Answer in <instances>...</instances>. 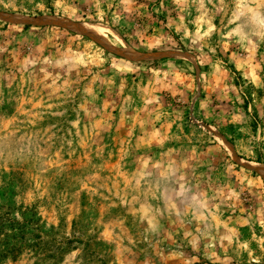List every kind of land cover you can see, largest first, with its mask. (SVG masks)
I'll return each mask as SVG.
<instances>
[{"label": "rangeland", "instance_id": "1", "mask_svg": "<svg viewBox=\"0 0 264 264\" xmlns=\"http://www.w3.org/2000/svg\"><path fill=\"white\" fill-rule=\"evenodd\" d=\"M0 218V264H264V0H0Z\"/></svg>", "mask_w": 264, "mask_h": 264}, {"label": "bare ground", "instance_id": "2", "mask_svg": "<svg viewBox=\"0 0 264 264\" xmlns=\"http://www.w3.org/2000/svg\"><path fill=\"white\" fill-rule=\"evenodd\" d=\"M93 30V29H92ZM82 33H85V34H90L91 32L89 31V30H87V29H85V30H80ZM96 32V31H95ZM98 32V31H97ZM96 32V33H97Z\"/></svg>", "mask_w": 264, "mask_h": 264}, {"label": "trees", "instance_id": "3", "mask_svg": "<svg viewBox=\"0 0 264 264\" xmlns=\"http://www.w3.org/2000/svg\"><path fill=\"white\" fill-rule=\"evenodd\" d=\"M0 220H1V218H0Z\"/></svg>", "mask_w": 264, "mask_h": 264}]
</instances>
